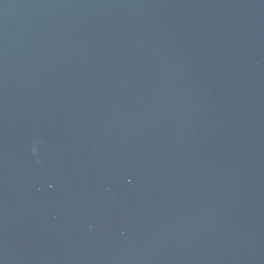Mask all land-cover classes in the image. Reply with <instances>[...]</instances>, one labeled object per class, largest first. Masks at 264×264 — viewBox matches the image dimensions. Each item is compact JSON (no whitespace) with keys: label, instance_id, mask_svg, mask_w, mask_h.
Instances as JSON below:
<instances>
[{"label":"water","instance_id":"water-1","mask_svg":"<svg viewBox=\"0 0 264 264\" xmlns=\"http://www.w3.org/2000/svg\"><path fill=\"white\" fill-rule=\"evenodd\" d=\"M0 264H264V0H0Z\"/></svg>","mask_w":264,"mask_h":264}]
</instances>
